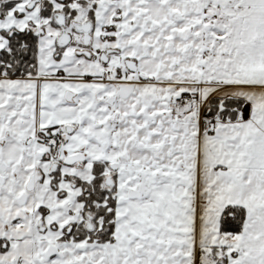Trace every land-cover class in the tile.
Instances as JSON below:
<instances>
[{"label":"snow or ice","instance_id":"6c2138e0","mask_svg":"<svg viewBox=\"0 0 264 264\" xmlns=\"http://www.w3.org/2000/svg\"><path fill=\"white\" fill-rule=\"evenodd\" d=\"M0 264H264V0H0Z\"/></svg>","mask_w":264,"mask_h":264}]
</instances>
